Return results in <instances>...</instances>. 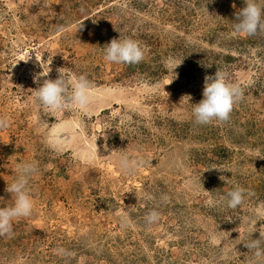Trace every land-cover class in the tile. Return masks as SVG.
<instances>
[{"label": "rangeland", "instance_id": "1", "mask_svg": "<svg viewBox=\"0 0 264 264\" xmlns=\"http://www.w3.org/2000/svg\"><path fill=\"white\" fill-rule=\"evenodd\" d=\"M243 7L0 0V117L9 120L0 207L14 203L7 187L19 164L40 169L29 183L33 213L0 237V264H250L243 242L264 232V34L234 33ZM119 38L136 40L144 59L105 61L104 46ZM60 68L92 82L87 109L37 101ZM219 69L244 98L228 121L197 125L192 108ZM125 152L145 165L126 174L117 163ZM237 186L245 203L230 209L222 198ZM151 210L160 219L149 226Z\"/></svg>", "mask_w": 264, "mask_h": 264}, {"label": "clouds", "instance_id": "2", "mask_svg": "<svg viewBox=\"0 0 264 264\" xmlns=\"http://www.w3.org/2000/svg\"><path fill=\"white\" fill-rule=\"evenodd\" d=\"M235 21L233 31L237 35L264 34V0H245V7L236 14ZM103 57L105 61L116 64H138L144 59V50L132 38L113 39L104 46ZM58 72L57 79H45L35 90L37 101L54 111L65 108L87 109L93 100L92 82L85 75L73 77L65 73L63 68L58 69ZM243 98L244 91L240 85L231 82L228 73L219 69L215 76L205 77L203 99L192 108L194 122L197 125H208L214 120L226 122L230 119L234 106ZM7 127L8 118L0 117V129ZM117 163L126 174H134L146 161L125 152L119 156ZM39 170L34 161L18 165L15 180L7 187V191L14 195V203L0 207V237L12 234L14 220L32 215L34 204L29 183ZM246 194L244 188L237 186L222 199L228 208L236 209L244 205ZM159 219L160 214L156 210L149 211L144 217L145 224L149 226ZM120 222L122 227L130 226V219L125 215L120 216ZM243 243L252 253L250 264H261L264 261V232H261L260 238H252Z\"/></svg>", "mask_w": 264, "mask_h": 264}]
</instances>
